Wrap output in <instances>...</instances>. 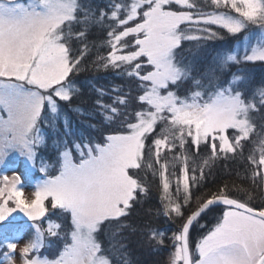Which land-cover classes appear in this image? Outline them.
<instances>
[{
  "label": "rangeland",
  "instance_id": "rangeland-1",
  "mask_svg": "<svg viewBox=\"0 0 264 264\" xmlns=\"http://www.w3.org/2000/svg\"><path fill=\"white\" fill-rule=\"evenodd\" d=\"M229 1L228 9L220 8L222 16H209L201 9H219L210 0H132L131 18H140V9L148 5V19L138 26L129 24L120 38L127 37V49H132L135 36L137 49L127 53V62L144 60L149 73L138 74L141 82L122 112L127 119L122 117L115 127L125 131L102 137L100 127L83 128L79 131L88 133L89 141L78 140V134L59 143L43 132L41 123L48 111L52 116L64 115L67 131L75 128L68 122L74 96L63 27L74 17L76 2L0 0V167L5 161L11 163L9 170L0 172V254L6 251L0 264H112L102 252L100 231L106 221L127 214L135 185L131 173L141 165L145 140L157 124L164 122L185 131L195 143L210 140L222 148L239 137L254 135L257 120H264L255 93L248 100L223 81L188 82L183 86H189L190 92L182 86L186 95L175 87L183 74L175 52L181 44V28L187 24L208 29L216 23L218 29L237 35L255 27L250 44L243 37L239 45V36H234L231 41L237 40V46L231 41L224 45L235 49L230 53L236 63L248 59L247 63L264 68V0ZM246 45L249 54L238 58V49ZM259 94L264 101V92ZM50 136L51 140L46 139ZM61 147L63 173L56 179L35 182L34 174L55 169ZM94 148L99 149L97 156ZM87 153L90 158L76 163V157ZM51 197L71 211L74 226L63 223L62 228L56 227L60 232L48 237L43 219L69 218ZM206 201L197 199V207ZM186 222L174 238L175 247L166 264L185 263L182 236ZM198 226L199 238L196 242L189 238L193 264H259L264 257V218L226 208L213 231L206 233L202 223ZM65 228L73 233V245L60 261L52 260L64 240Z\"/></svg>",
  "mask_w": 264,
  "mask_h": 264
},
{
  "label": "trees",
  "instance_id": "trees-1",
  "mask_svg": "<svg viewBox=\"0 0 264 264\" xmlns=\"http://www.w3.org/2000/svg\"><path fill=\"white\" fill-rule=\"evenodd\" d=\"M75 1L74 17L63 27V40L71 64L69 85L74 96L69 104L68 122L75 128L67 131L62 123L66 120L64 115L54 113L52 116L48 111L41 123L43 132L53 137L46 139L52 138L59 143L67 137L74 139L78 134V140L89 141L88 133L79 131L83 128L91 131L100 127L104 129L102 137L125 131L115 127L122 117L127 119L122 112L127 110L128 98L134 95L135 86L141 82L138 74L147 71L144 60L127 62V53L137 49L135 37L131 41L136 46L127 49L130 41L120 35L129 24L134 26L144 19L143 11L148 5L140 9V18L134 19L130 12L132 0ZM210 2L219 9L204 7L201 11L205 15L222 16L221 9L230 6L229 0ZM217 25L212 23V28L207 29L187 24L181 28V44L175 58L183 74L175 87L186 95L192 90L183 86L188 82L205 85L223 81L228 88L241 91L248 100L255 93V102L264 117V101L259 94L264 92V68L259 67V63H247L248 59L236 63L232 57L235 49L224 45L234 36H239V45L243 37L247 45L250 44V39L256 35L255 27L237 35L226 28L218 29ZM231 42L237 46V40ZM247 45L238 49V58L247 57L250 52ZM182 86L187 91H183ZM213 142L195 143L185 131L164 122L148 134L141 165L131 173L135 185L127 214L106 221L100 231L102 252L112 264H166L175 247L174 238L186 222V216L199 207L196 204L199 198L206 201L229 196L264 209V120H257L251 138L242 140L239 137L226 148ZM56 208L67 215L61 205L56 203ZM226 208L215 205L202 213L190 229L192 242L199 238V223L206 233L213 231L221 223ZM63 223L72 226L70 217L64 220L60 215L46 217L41 225L49 237L60 232L56 227L62 228ZM70 237L71 229L67 228L53 256L60 253Z\"/></svg>",
  "mask_w": 264,
  "mask_h": 264
},
{
  "label": "water",
  "instance_id": "water-1",
  "mask_svg": "<svg viewBox=\"0 0 264 264\" xmlns=\"http://www.w3.org/2000/svg\"><path fill=\"white\" fill-rule=\"evenodd\" d=\"M214 205H224V206L234 207V208L246 211L248 213L264 217V211L252 208L249 205L241 201H238L236 199L230 198V197L221 196V197H216V198L207 200L196 211H194V213L187 220L184 226L182 241H183V246H184L185 264H192V258H191L190 248H189L190 228L198 216H200L207 208L214 206ZM260 264H264V258Z\"/></svg>",
  "mask_w": 264,
  "mask_h": 264
},
{
  "label": "bare ground",
  "instance_id": "bare-ground-1",
  "mask_svg": "<svg viewBox=\"0 0 264 264\" xmlns=\"http://www.w3.org/2000/svg\"><path fill=\"white\" fill-rule=\"evenodd\" d=\"M58 176H59V175H58ZM58 176H57V177H58ZM57 177H56V178H57ZM68 210H69V209H68ZM67 215H69L70 220L72 221V226H74V223H73V221H74V220H73V216H72L69 212H67ZM75 226H76V225H75ZM71 234H73L72 231H71ZM183 250H184V246H183ZM184 264H185V263H184Z\"/></svg>",
  "mask_w": 264,
  "mask_h": 264
}]
</instances>
